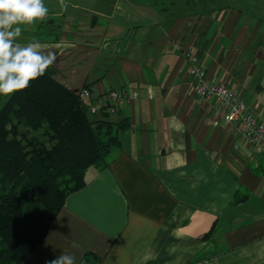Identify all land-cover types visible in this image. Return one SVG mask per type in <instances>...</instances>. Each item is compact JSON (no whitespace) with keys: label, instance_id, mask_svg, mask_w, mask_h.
Returning <instances> with one entry per match:
<instances>
[{"label":"crops","instance_id":"crops-1","mask_svg":"<svg viewBox=\"0 0 264 264\" xmlns=\"http://www.w3.org/2000/svg\"><path fill=\"white\" fill-rule=\"evenodd\" d=\"M64 2L44 0L18 42L54 48V78L75 93L138 97L109 115L119 146L21 264H264V153L194 92L186 57L264 122V0Z\"/></svg>","mask_w":264,"mask_h":264},{"label":"trees","instance_id":"trees-1","mask_svg":"<svg viewBox=\"0 0 264 264\" xmlns=\"http://www.w3.org/2000/svg\"><path fill=\"white\" fill-rule=\"evenodd\" d=\"M123 121L90 115L87 102L46 74L0 107V264H21L68 194L103 168Z\"/></svg>","mask_w":264,"mask_h":264},{"label":"clouds","instance_id":"clouds-1","mask_svg":"<svg viewBox=\"0 0 264 264\" xmlns=\"http://www.w3.org/2000/svg\"><path fill=\"white\" fill-rule=\"evenodd\" d=\"M61 7L66 8L64 0ZM49 9L44 0H0V96L11 97L30 87L57 62L56 50L33 39L21 44V25L43 21ZM46 264H77L76 256L61 253Z\"/></svg>","mask_w":264,"mask_h":264},{"label":"built area","instance_id":"built-area-1","mask_svg":"<svg viewBox=\"0 0 264 264\" xmlns=\"http://www.w3.org/2000/svg\"><path fill=\"white\" fill-rule=\"evenodd\" d=\"M186 57L190 63L189 74L193 79L194 92L202 99L212 101L222 113L225 122H238L240 132L252 150L264 153V122L254 116L226 83L209 81L204 65L196 56L186 53ZM79 94L86 100L87 111L93 116L114 115L121 106L133 102L138 97V91L125 88H108L92 98L89 88L83 87Z\"/></svg>","mask_w":264,"mask_h":264},{"label":"rangeland","instance_id":"rangeland-1","mask_svg":"<svg viewBox=\"0 0 264 264\" xmlns=\"http://www.w3.org/2000/svg\"><path fill=\"white\" fill-rule=\"evenodd\" d=\"M7 98V97H6ZM6 98L5 97H3V98H0V107L2 106V104H3V102L6 100ZM112 117V116H111Z\"/></svg>","mask_w":264,"mask_h":264}]
</instances>
